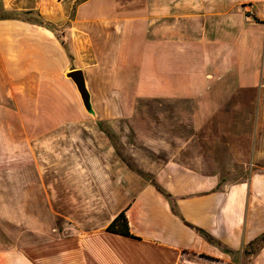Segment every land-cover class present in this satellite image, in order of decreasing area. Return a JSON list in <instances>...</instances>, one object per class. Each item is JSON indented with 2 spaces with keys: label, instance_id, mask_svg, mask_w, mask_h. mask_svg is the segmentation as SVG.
I'll list each match as a JSON object with an SVG mask.
<instances>
[{
  "label": "crops",
  "instance_id": "1",
  "mask_svg": "<svg viewBox=\"0 0 264 264\" xmlns=\"http://www.w3.org/2000/svg\"><path fill=\"white\" fill-rule=\"evenodd\" d=\"M0 62L14 264L247 260L264 232V0H0ZM120 212L136 237L106 230Z\"/></svg>",
  "mask_w": 264,
  "mask_h": 264
},
{
  "label": "rangeland",
  "instance_id": "2",
  "mask_svg": "<svg viewBox=\"0 0 264 264\" xmlns=\"http://www.w3.org/2000/svg\"><path fill=\"white\" fill-rule=\"evenodd\" d=\"M27 18H31V16H29ZM2 73H3V69L1 67V62H0V76ZM3 116H5V114H3ZM256 116H257V114H256ZM9 117L11 119L15 118L16 114H10ZM256 120H257V118H256ZM6 145H8V144L5 143L3 145L4 146L3 150L5 151V154L0 152V157L3 156L2 159L4 161V164L1 165V167H3V168H0V172H5L9 176H11V175L16 174V160L14 157V151H13L14 148L12 147V149H9V147H7ZM6 150H8L7 153H6ZM8 155H12V156L9 157ZM2 159H0V160H2ZM220 169H222V168H220ZM249 169H251V168H249ZM219 185H221V184H219ZM11 201L13 203L15 202V200H11ZM9 202H10V200H9ZM263 203H264V201H263ZM14 219H15L14 214H11V213H8L7 215H1L0 214V264H14L13 258L16 256V252H17V248L15 246L16 245L17 231H16ZM263 243H264L263 241H258L255 243H248L246 245V247L243 246L241 248V252H239V254H241L242 257L247 258L248 261L247 260L245 261L244 259H242L241 262L238 261V264H249V260H251V258L256 254V252L259 251V249L261 248V245ZM4 244H6L7 246L5 247ZM5 252L9 256L8 262L3 257H1V254L5 253ZM29 252L30 251L28 249H24V251L22 253L24 255L28 256ZM205 255L208 256L207 254L202 252L201 256L205 257ZM186 257L190 258L191 256L189 254H186ZM199 263H201V262H199ZM185 264H198V263L196 261L194 262L193 260L192 261L190 260L188 263L185 262Z\"/></svg>",
  "mask_w": 264,
  "mask_h": 264
},
{
  "label": "trees",
  "instance_id": "3",
  "mask_svg": "<svg viewBox=\"0 0 264 264\" xmlns=\"http://www.w3.org/2000/svg\"><path fill=\"white\" fill-rule=\"evenodd\" d=\"M174 207V206H173ZM184 222L187 225L193 226V224L187 222L186 220H184ZM193 228L198 231L199 233L203 234L208 240H212L213 238L207 234V232L200 227L197 226H193ZM106 230L108 231H112V232H116V233H120L123 235H128V236H132V237H136L134 236L130 231H129V225H128V221L126 218V215L124 212H120L110 223L109 225L106 227ZM258 241H264V232L261 233L260 235L256 236L254 239H252L250 241V243L253 242H258Z\"/></svg>",
  "mask_w": 264,
  "mask_h": 264
},
{
  "label": "water",
  "instance_id": "4",
  "mask_svg": "<svg viewBox=\"0 0 264 264\" xmlns=\"http://www.w3.org/2000/svg\"><path fill=\"white\" fill-rule=\"evenodd\" d=\"M66 77L70 78L73 83L75 84V87L79 93L82 105L85 109V111L93 118L96 117V112L93 108L92 102H91V96L90 92L87 88V84L85 81V77L83 75L82 70L76 69V70H70L65 73Z\"/></svg>",
  "mask_w": 264,
  "mask_h": 264
},
{
  "label": "built area",
  "instance_id": "5",
  "mask_svg": "<svg viewBox=\"0 0 264 264\" xmlns=\"http://www.w3.org/2000/svg\"><path fill=\"white\" fill-rule=\"evenodd\" d=\"M244 9H245V16L249 17L253 13L252 9L248 7H245Z\"/></svg>",
  "mask_w": 264,
  "mask_h": 264
}]
</instances>
